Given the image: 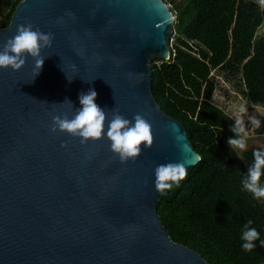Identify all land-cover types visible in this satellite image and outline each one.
<instances>
[{"label": "water", "instance_id": "95a60500", "mask_svg": "<svg viewBox=\"0 0 264 264\" xmlns=\"http://www.w3.org/2000/svg\"><path fill=\"white\" fill-rule=\"evenodd\" d=\"M174 20L164 0L18 1L0 48L24 23L52 43L36 76L30 56L0 68V264H211L174 241L157 212L155 166L200 160L151 89V61L169 58ZM89 88L106 113L149 122L151 144L134 159L121 161L107 138L82 144L51 130Z\"/></svg>", "mask_w": 264, "mask_h": 264}, {"label": "trees", "instance_id": "16d2710c", "mask_svg": "<svg viewBox=\"0 0 264 264\" xmlns=\"http://www.w3.org/2000/svg\"><path fill=\"white\" fill-rule=\"evenodd\" d=\"M18 1L0 0V27ZM164 1L175 15L170 56L151 61V89L162 110L183 124L200 160L161 191L157 212L174 241L211 264H264L258 241L250 251L240 246L248 219L264 240V198L241 186L253 149L264 145L230 149L235 115L214 102L221 78L264 107V7L257 0Z\"/></svg>", "mask_w": 264, "mask_h": 264}, {"label": "clouds", "instance_id": "9594fccd", "mask_svg": "<svg viewBox=\"0 0 264 264\" xmlns=\"http://www.w3.org/2000/svg\"><path fill=\"white\" fill-rule=\"evenodd\" d=\"M261 6L264 7V0H261ZM51 43L52 33L43 32L38 27L34 28L31 23L18 24L14 35L6 39L0 48V68L18 70L25 64L26 57L30 56L34 61L33 72L36 76L44 60L40 55L41 49L50 47ZM96 95L94 88L80 92L77 97L79 107L73 111L71 118L67 114L53 115L51 130H59L79 137L82 144L101 137L107 138L110 150L118 155L121 161L134 159L141 152V142L144 147L151 144L152 133L149 122L139 113L134 114L131 120L115 109L110 114L106 113L95 102ZM65 101L71 105L70 100L66 98ZM246 112V106L239 105L237 114L229 124V130L233 135L229 136L226 142L232 150H243L247 146L244 122ZM248 121L253 127H259L261 123L256 116H248ZM262 174H264V147L253 149L252 161L241 179L242 189L250 192L253 198H264V182L260 180ZM153 175V185L157 191L169 189L173 182L178 183L185 177V163L183 161L159 163L155 166ZM251 224L252 220L248 219L241 230L240 246L245 251L255 248L254 242L257 241L264 246L259 231L255 227H250Z\"/></svg>", "mask_w": 264, "mask_h": 264}, {"label": "rangeland", "instance_id": "374dc122", "mask_svg": "<svg viewBox=\"0 0 264 264\" xmlns=\"http://www.w3.org/2000/svg\"><path fill=\"white\" fill-rule=\"evenodd\" d=\"M261 3V0H257ZM169 2V1H168ZM170 7V3H167ZM264 27L260 29V32L263 31ZM214 75L217 77L216 71H213ZM220 83L217 85V88L214 92V102L218 105H222L229 111L231 114H237V108L239 105L244 104L247 108V112L244 114V122L246 126V141L247 145H264V130L260 128L264 125V107L261 105H254L251 102H248L245 99L244 94L240 91L241 87L233 88L229 83H226L220 78ZM235 111V113H233ZM248 116H256L260 119V126L253 127L248 121Z\"/></svg>", "mask_w": 264, "mask_h": 264}]
</instances>
